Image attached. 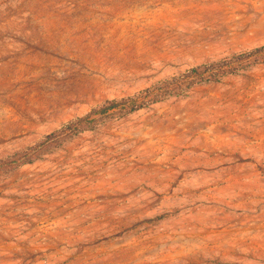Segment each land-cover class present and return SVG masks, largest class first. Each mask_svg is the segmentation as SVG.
I'll return each mask as SVG.
<instances>
[{"label": "rangeland", "instance_id": "obj_1", "mask_svg": "<svg viewBox=\"0 0 264 264\" xmlns=\"http://www.w3.org/2000/svg\"><path fill=\"white\" fill-rule=\"evenodd\" d=\"M0 264H264V0H0Z\"/></svg>", "mask_w": 264, "mask_h": 264}, {"label": "trees", "instance_id": "obj_2", "mask_svg": "<svg viewBox=\"0 0 264 264\" xmlns=\"http://www.w3.org/2000/svg\"><path fill=\"white\" fill-rule=\"evenodd\" d=\"M110 105H113V104H110Z\"/></svg>", "mask_w": 264, "mask_h": 264}]
</instances>
